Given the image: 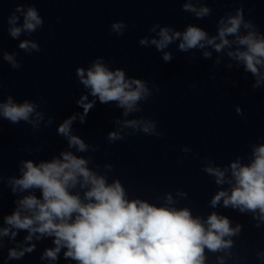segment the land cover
<instances>
[{
  "label": "clouds",
  "instance_id": "clouds-1",
  "mask_svg": "<svg viewBox=\"0 0 264 264\" xmlns=\"http://www.w3.org/2000/svg\"><path fill=\"white\" fill-rule=\"evenodd\" d=\"M182 11L193 14L197 19L212 15V9L207 4H200L199 0L197 3L192 0L183 3ZM16 13L23 16L22 24ZM7 24L9 36L17 39L23 32L31 34L41 29L44 20L34 5L26 11L18 5L8 16ZM126 27L124 21L110 26L111 32L117 35H123ZM157 27L160 29L158 39L153 38L150 43L163 52L164 62L173 59L172 54L164 49L177 40L178 50L185 53L209 46L217 53L230 49L227 56L254 78L252 88L264 87V33L252 20L245 19L243 8H237L234 15L227 12L221 16L213 36L193 24L183 31L154 24L150 31L155 32ZM242 29L244 34H241ZM139 43L147 45L149 41L145 38ZM18 47L28 54L41 50L38 42L31 40L21 41ZM233 47L234 50H231ZM16 56L15 53H3V60L14 70L22 66ZM203 57L210 59L212 52L203 51ZM75 72L88 94L81 95L76 101L83 109L82 114H73L57 126V135L66 140L67 149L39 162L21 159L18 161L19 175L6 178L0 175V182L17 197L11 214L3 216L6 226L0 228V238L14 241L19 232L28 233L23 244L8 250L5 264L34 252L33 238L36 241L52 239L54 247L44 250L40 256L42 261L57 262L62 249H65L63 258L75 264H205V249L212 253L224 252L230 257L233 247L230 238L240 233L239 224L231 227L230 219L216 212L203 219L194 217L188 208L170 207L175 203L171 194L165 197L163 206H155L139 198L129 199L119 179L108 182L107 172L113 170L112 164L104 165V174L98 171L99 165L96 169L90 167L93 158L81 154L96 151L98 147L73 134L72 126L77 117L81 124H85L97 101L103 105L115 103L123 110V117H128L140 112V103L147 101L153 92L146 81L126 79V73L121 69L110 70L103 57L92 61L87 70L77 67ZM152 87L159 92L155 84ZM89 96L94 99L89 100ZM39 107L34 101L25 99L16 102L12 95H8L0 102V118L11 124L24 122L33 131L39 130L41 123L51 127L54 119L49 117L45 121L44 113L38 111ZM236 111L243 116L240 108ZM115 123L119 126L118 130L110 131L106 136L110 143L124 140L125 135H136L137 132L163 137V133L157 131L154 119H117ZM124 129L132 131L123 133ZM42 150L43 145L27 151L36 153ZM252 157L248 164L241 163V158H238L228 168L209 165L203 169L215 178L218 186L229 185V188H222L212 197V208L220 206L222 201L225 208L241 214L251 213L254 219L264 220V143L253 147ZM229 171L230 178L226 175ZM177 194L187 195L184 192ZM255 226L260 227V224ZM3 246L0 242V248ZM256 257L264 261V251H257ZM218 260L219 264H224L223 257H218Z\"/></svg>",
  "mask_w": 264,
  "mask_h": 264
}]
</instances>
